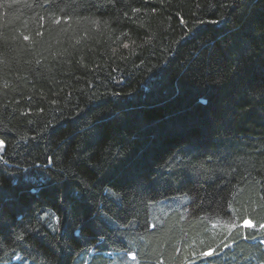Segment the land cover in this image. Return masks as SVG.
Here are the masks:
<instances>
[{"label": "trees", "instance_id": "16d2710c", "mask_svg": "<svg viewBox=\"0 0 264 264\" xmlns=\"http://www.w3.org/2000/svg\"><path fill=\"white\" fill-rule=\"evenodd\" d=\"M0 140V264H264V0H0Z\"/></svg>", "mask_w": 264, "mask_h": 264}, {"label": "rangeland", "instance_id": "374dc122", "mask_svg": "<svg viewBox=\"0 0 264 264\" xmlns=\"http://www.w3.org/2000/svg\"><path fill=\"white\" fill-rule=\"evenodd\" d=\"M1 141V140H0ZM3 151H4V144L2 143V144H0V154H2L3 153ZM174 207V206H173ZM167 211L168 210V206L167 205H164V206H158V209H156V211L158 212V211ZM232 223H235V222H232ZM237 224V223H236ZM228 225H230V223H225V224H213V226H212V230H216V228L217 227H219V228H222L223 230H226V236L228 237V235L231 233V232H233L234 231V229H236V228H229L228 227ZM239 225H241V226H238V227H244V228H253V229H255V230H257V232H259L260 230H264V227H261V226H253V227H248V226H242L243 225V223L242 224H239ZM253 225V224H252ZM255 264V263H254ZM260 264V263H259ZM263 264V263H262Z\"/></svg>", "mask_w": 264, "mask_h": 264}, {"label": "snow or ice", "instance_id": "6c2138e0", "mask_svg": "<svg viewBox=\"0 0 264 264\" xmlns=\"http://www.w3.org/2000/svg\"><path fill=\"white\" fill-rule=\"evenodd\" d=\"M25 39H27V37H25ZM3 142L0 141V144H2ZM238 226L241 225H237L236 223H231L230 225H228L229 228H236ZM242 226H248V227H253L254 225H252L251 221L248 219H244L243 221V225ZM261 227H264V225H261ZM215 253V249L209 248L208 251L201 253L202 256H211ZM133 259H135V256L132 257Z\"/></svg>", "mask_w": 264, "mask_h": 264}]
</instances>
